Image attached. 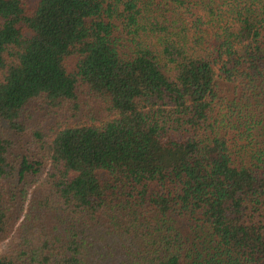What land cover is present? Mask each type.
<instances>
[{"label": "trees", "instance_id": "obj_1", "mask_svg": "<svg viewBox=\"0 0 264 264\" xmlns=\"http://www.w3.org/2000/svg\"><path fill=\"white\" fill-rule=\"evenodd\" d=\"M4 240L0 264H264V0H0Z\"/></svg>", "mask_w": 264, "mask_h": 264}, {"label": "rangeland", "instance_id": "obj_2", "mask_svg": "<svg viewBox=\"0 0 264 264\" xmlns=\"http://www.w3.org/2000/svg\"><path fill=\"white\" fill-rule=\"evenodd\" d=\"M73 59H74L73 57L68 58V62L70 64L69 66L72 65ZM87 110H88V107H85L84 105H82L80 112H79V116H84L87 113ZM56 122H57V120H56L54 115H45L43 111L35 114V124L40 123L41 126H43L44 128H46V126H48L52 123L55 125ZM11 132H12V134H11ZM11 132H9V133L12 135V138L14 139L15 142L22 144V143H28V141H29L30 146H34L30 141L31 137H30L29 133H27V132L18 133V132H13V131H11ZM12 205L15 206V204H12ZM4 243H5V240L3 242H0V251L3 248Z\"/></svg>", "mask_w": 264, "mask_h": 264}]
</instances>
